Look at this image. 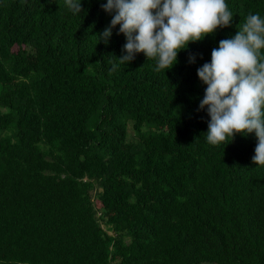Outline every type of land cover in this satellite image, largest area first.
<instances>
[{"label":"trees","instance_id":"obj_1","mask_svg":"<svg viewBox=\"0 0 264 264\" xmlns=\"http://www.w3.org/2000/svg\"><path fill=\"white\" fill-rule=\"evenodd\" d=\"M155 72L101 4L0 0V264H264L257 138L207 142L197 68L264 0ZM60 5V7H59ZM190 54L196 55L189 63Z\"/></svg>","mask_w":264,"mask_h":264},{"label":"clouds","instance_id":"obj_2","mask_svg":"<svg viewBox=\"0 0 264 264\" xmlns=\"http://www.w3.org/2000/svg\"><path fill=\"white\" fill-rule=\"evenodd\" d=\"M73 15L82 11L81 0H63ZM60 7V5H59ZM102 9L112 18L97 34L107 43L114 28L126 42L122 55L116 56L110 71H116L143 53L155 60V72L170 70L180 51L190 43L215 36L217 30L231 25L233 11L225 0H106ZM238 31L221 39L211 51L210 62L197 68L200 81L207 85L199 109L206 107L207 142L226 146L237 134L257 138L252 161L264 166V17L249 13ZM196 55L190 54L189 63Z\"/></svg>","mask_w":264,"mask_h":264},{"label":"rangeland","instance_id":"obj_3","mask_svg":"<svg viewBox=\"0 0 264 264\" xmlns=\"http://www.w3.org/2000/svg\"><path fill=\"white\" fill-rule=\"evenodd\" d=\"M203 264H207V263H203Z\"/></svg>","mask_w":264,"mask_h":264}]
</instances>
